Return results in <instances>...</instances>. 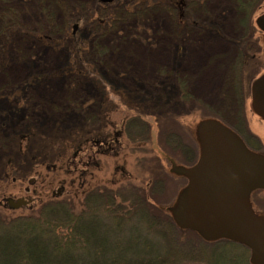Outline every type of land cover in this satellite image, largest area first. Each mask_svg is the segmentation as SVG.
Masks as SVG:
<instances>
[{
    "label": "rangeland",
    "instance_id": "obj_1",
    "mask_svg": "<svg viewBox=\"0 0 264 264\" xmlns=\"http://www.w3.org/2000/svg\"><path fill=\"white\" fill-rule=\"evenodd\" d=\"M136 1L101 5L99 0H0V175L3 161L9 155L15 161L22 157L13 149L12 136L30 128L48 135L58 126L62 130L81 126L100 115L99 134L108 137L134 117L129 104L141 101L145 93L156 97L155 104L144 109V114L156 116L162 111L182 114L187 135L199 146L200 159L203 153L199 129L203 124L223 118L235 128L242 126L238 125L242 110L237 111L240 105L231 97L227 66L230 62L216 55L219 46L227 44L215 40V34L203 30V25L217 26L226 36L238 35L250 22L256 25L260 13L241 24L236 0H189L191 11L174 16L164 6H137ZM105 10H114V18L100 19L107 13ZM95 20L97 24H93ZM219 62L224 64L217 67ZM66 69L72 71L63 72ZM102 81L106 87L99 85ZM245 83L246 87L250 84ZM185 94L190 97L189 104L182 99ZM203 100L211 108L203 105ZM194 101L201 104V109L193 114L189 105ZM146 102L153 101L148 98ZM250 107L248 100L244 111L248 126L260 139L259 143L251 141V149L264 154V122ZM135 126L136 121L128 122L126 128L130 138L136 140L140 134ZM122 142L117 157H98L95 150L78 157L77 161L86 163L91 154L92 160L99 162L88 168L90 190L108 189L113 180L120 178L123 168L139 176L134 151L137 143L130 141L125 132ZM170 142L176 144L174 138ZM179 158L183 159L181 155ZM31 165L28 162L21 167L23 175L31 171ZM175 167L186 171L181 166ZM39 174L44 175V170L40 169ZM38 176V173L20 176L18 181L2 187L1 202L26 196L33 200L32 207L18 210L0 206L5 218L27 215L30 209L35 210L51 199L53 193L64 192L61 186L49 182L54 174L40 181ZM30 181L35 184L31 186ZM26 188L29 194L25 193ZM170 190L178 197L174 198V194L169 197L164 210L174 217L184 189L171 186ZM65 191L54 198L64 199L71 190ZM82 192L76 190L75 197L81 198ZM249 202L255 216L263 219L264 190L253 191ZM212 250L205 248L203 259L220 264Z\"/></svg>",
    "mask_w": 264,
    "mask_h": 264
},
{
    "label": "trees",
    "instance_id": "obj_2",
    "mask_svg": "<svg viewBox=\"0 0 264 264\" xmlns=\"http://www.w3.org/2000/svg\"><path fill=\"white\" fill-rule=\"evenodd\" d=\"M187 2L137 0L135 3L137 6L162 5L171 13L175 14V10L180 14L186 13ZM105 11L100 19L114 18V10ZM67 71L72 70H63ZM99 85L107 86L103 81ZM120 92L125 94L123 90ZM152 94L138 96L141 101L133 100L129 104L134 117L128 122L136 121L135 127L139 124L136 131L140 135L136 140L134 136L130 138L126 121L114 134L100 135V115L81 126L63 130L58 126L48 135L30 128L11 137L13 149L22 157L15 161L9 155L3 161L0 191L4 185L18 181L20 176L36 173L38 181L54 174L49 182L64 189L61 195L65 190L71 191L62 200L52 196L24 216L7 219L0 213V264L203 263V237L180 227L173 215L164 210L167 199L174 194L171 186L185 189L189 184L188 176L178 172L175 166L186 170L195 168L200 161L199 146L187 135L188 127L182 122V114L162 110L156 116L144 114V109L155 104L156 94ZM182 97L189 104L188 94ZM120 98L124 101V97ZM148 98L153 102H146ZM189 106L193 114L201 109L198 101ZM124 132L130 141L137 143L134 151L139 176L123 168L120 178L113 180L111 187L90 190L86 178L88 168L99 162L93 161L91 154L86 163L77 161L78 157L88 150L89 153L95 150L98 157H117L123 147ZM171 138L176 144L170 142ZM28 162L32 164L31 171L23 175L21 167ZM40 169L44 170V175L39 174ZM34 184L35 181H30L31 186ZM76 190L83 191L81 198L75 197ZM177 197V193L174 194V198ZM0 206L8 208L4 201H0Z\"/></svg>",
    "mask_w": 264,
    "mask_h": 264
},
{
    "label": "water",
    "instance_id": "obj_3",
    "mask_svg": "<svg viewBox=\"0 0 264 264\" xmlns=\"http://www.w3.org/2000/svg\"><path fill=\"white\" fill-rule=\"evenodd\" d=\"M119 0H99L103 5ZM257 25L264 31V16ZM255 112L264 118V79L253 86ZM203 156L184 172L188 186L179 198L174 218L184 229L208 239L230 238L247 245L256 264H264V218L258 219L249 202L253 191L264 190V156L251 153L243 142L220 123L208 121L199 129ZM61 193V190L57 191ZM32 200H6L13 210Z\"/></svg>",
    "mask_w": 264,
    "mask_h": 264
},
{
    "label": "flooded vegetation",
    "instance_id": "obj_4",
    "mask_svg": "<svg viewBox=\"0 0 264 264\" xmlns=\"http://www.w3.org/2000/svg\"><path fill=\"white\" fill-rule=\"evenodd\" d=\"M120 1L121 0L113 4H117ZM189 2L185 4L186 13L187 11L188 13L191 11V6H190L191 4H189ZM113 4H106V5H113ZM235 4H236L237 13L240 15L239 18H241L240 20L241 24L246 23L248 20H251L252 16L255 13H260L258 19L264 16V0H236ZM155 6H159V5H155ZM173 9L175 8L173 7ZM174 12L176 14L175 10ZM169 13L174 16V14L171 13L170 11ZM182 13L184 14L185 11L181 12V14ZM248 16L249 18H247ZM258 19L256 20V25L250 22L249 25L243 26L241 28L242 33L233 36L224 35V32L217 26L211 27L207 24L203 25V30L215 34L216 36L215 40L217 41L219 40L227 44L225 46L224 45L219 46L220 49L218 48L219 50L217 51L216 55L218 58L223 60L228 59L230 62V64L227 66H229V70H230L229 83H230V89L232 90L231 97L235 99L237 105H240L237 111L240 112V110H242V116L238 118L239 119L238 125L239 126L242 125L241 127L235 128L234 126L229 125V123L223 120V118L214 119V120L211 119L210 121H215L217 123H220L225 128H227L232 133H234L243 142L246 149L251 153H256L251 149V141H255L259 143L260 139L259 136L256 133H254L252 129L249 128L248 126L246 112H244L248 100L251 101L250 111L254 115H256L261 121L264 122V118L260 117L255 112L253 106L254 105L253 86L257 81L264 79V31L258 27L257 25ZM76 28L77 25L74 26L75 30ZM223 64H224L223 62H219L217 67ZM246 81H249L250 83L247 87L245 86ZM239 101L242 103H239ZM208 104L209 103L207 101L203 100V105L208 106ZM208 107L211 108L210 106ZM256 154H260L264 156L263 153H256ZM29 192H30L29 188H26L25 193L29 194ZM57 193L58 192L53 193V196L55 197L61 195V193L60 194ZM255 196L256 194L252 196L253 204H256ZM25 198L30 199L29 196H26ZM32 205H33V200L30 204H28L24 208H27ZM203 247L204 249L208 247L213 248L212 251L215 255L217 254L218 256L217 259L220 260L221 262L220 264H256L253 261L252 250L247 245L232 240L230 238L220 237L216 239H208L203 236ZM202 264H213V263H208L206 262V260L203 259Z\"/></svg>",
    "mask_w": 264,
    "mask_h": 264
}]
</instances>
